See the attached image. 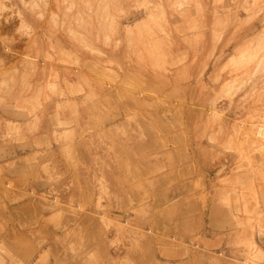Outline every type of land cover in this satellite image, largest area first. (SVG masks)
<instances>
[{
  "label": "rangeland",
  "instance_id": "374dc122",
  "mask_svg": "<svg viewBox=\"0 0 264 264\" xmlns=\"http://www.w3.org/2000/svg\"><path fill=\"white\" fill-rule=\"evenodd\" d=\"M9 155L0 264H264V0H0Z\"/></svg>",
  "mask_w": 264,
  "mask_h": 264
},
{
  "label": "crops",
  "instance_id": "0c3cea01",
  "mask_svg": "<svg viewBox=\"0 0 264 264\" xmlns=\"http://www.w3.org/2000/svg\"><path fill=\"white\" fill-rule=\"evenodd\" d=\"M71 105H75V103L71 102ZM28 162L29 160L27 159H13L12 155L3 159V161L0 162V187L3 188L5 183L7 184V179L18 181L24 178L25 174H28ZM17 195H22L21 190H18Z\"/></svg>",
  "mask_w": 264,
  "mask_h": 264
}]
</instances>
